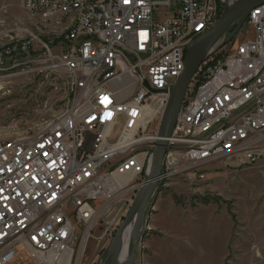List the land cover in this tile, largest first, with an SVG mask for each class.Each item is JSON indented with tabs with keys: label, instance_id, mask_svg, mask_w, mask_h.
I'll return each mask as SVG.
<instances>
[{
	"label": "built area",
	"instance_id": "2783aa9c",
	"mask_svg": "<svg viewBox=\"0 0 264 264\" xmlns=\"http://www.w3.org/2000/svg\"><path fill=\"white\" fill-rule=\"evenodd\" d=\"M230 0H22L0 9V78L59 79L66 106L0 141V264H78L112 205L142 194L160 119L188 52ZM205 54L177 114L160 185L217 161L264 158V3ZM230 45L223 58L220 46ZM101 260V259H100Z\"/></svg>",
	"mask_w": 264,
	"mask_h": 264
},
{
	"label": "rangeland",
	"instance_id": "374dc122",
	"mask_svg": "<svg viewBox=\"0 0 264 264\" xmlns=\"http://www.w3.org/2000/svg\"><path fill=\"white\" fill-rule=\"evenodd\" d=\"M235 1V0H230ZM22 25V0H0ZM244 25L236 38L244 40ZM236 30L228 31V38ZM231 44L220 46L223 58ZM58 77L44 80L19 68L0 78V141L33 134L66 106ZM124 202L101 215L81 246L78 264H101L127 213ZM135 264H264V158L252 165L212 164L204 179L178 175L160 185ZM102 259V260H100Z\"/></svg>",
	"mask_w": 264,
	"mask_h": 264
},
{
	"label": "water",
	"instance_id": "95a60500",
	"mask_svg": "<svg viewBox=\"0 0 264 264\" xmlns=\"http://www.w3.org/2000/svg\"><path fill=\"white\" fill-rule=\"evenodd\" d=\"M264 3V0H235L225 8L218 18L217 23L209 31L200 36L198 42L188 52L183 71L176 79L171 90L170 97L162 113L157 140L154 144L151 168L147 182L143 186L140 198L130 205L126 215L118 225L109 247L103 253L104 260L101 264H135V256L138 247L143 242L145 229L149 224L151 206L160 189L158 178L161 175L164 158L168 148L167 138L171 135L177 114L185 98L191 79L197 71L201 61L208 50L215 44L237 21L238 29L244 24L245 16L256 6ZM133 222L127 247L126 260L117 263L119 238L124 228Z\"/></svg>",
	"mask_w": 264,
	"mask_h": 264
},
{
	"label": "bare ground",
	"instance_id": "6f19581e",
	"mask_svg": "<svg viewBox=\"0 0 264 264\" xmlns=\"http://www.w3.org/2000/svg\"><path fill=\"white\" fill-rule=\"evenodd\" d=\"M214 46V44H213ZM211 46V48L213 47ZM162 173V172H161ZM147 182V181H146ZM145 185V184H144ZM140 198V197H139ZM135 201V200H134ZM133 201V202H134ZM132 202V203H133ZM131 203V204H132ZM130 204V205H131ZM130 205L128 206L127 210L129 209ZM133 222H131L130 224H128L124 230L122 231L120 238H119V245H118V256H117V263H123L126 260V256H127V247H128V242H129V238H130V232H131V228H132ZM103 256V254H102ZM102 260V259H101ZM104 260V258H103ZM102 263V262H101Z\"/></svg>",
	"mask_w": 264,
	"mask_h": 264
}]
</instances>
